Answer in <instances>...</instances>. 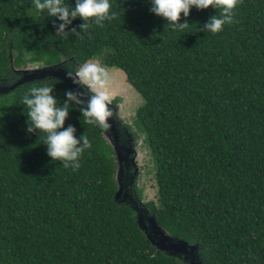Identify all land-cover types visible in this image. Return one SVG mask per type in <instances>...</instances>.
<instances>
[{"label":"trees","instance_id":"1","mask_svg":"<svg viewBox=\"0 0 264 264\" xmlns=\"http://www.w3.org/2000/svg\"><path fill=\"white\" fill-rule=\"evenodd\" d=\"M110 2L117 18L89 21L78 37L70 29L80 31L79 17L58 36L56 18L34 14L31 0H0V80L15 82L13 67L65 59L120 68L144 100L134 125L154 162L149 212L172 237L198 244L203 264H264V0H239L218 33L200 30L219 14L213 7L182 13L189 27L176 31L150 0ZM38 84L62 103L67 88L54 79L0 95V264H183L115 200L114 149L78 104L65 127L91 141L79 169L47 155L45 133L26 132L22 97Z\"/></svg>","mask_w":264,"mask_h":264},{"label":"clouds","instance_id":"2","mask_svg":"<svg viewBox=\"0 0 264 264\" xmlns=\"http://www.w3.org/2000/svg\"><path fill=\"white\" fill-rule=\"evenodd\" d=\"M238 3L239 0H150V11L165 18L173 30L183 31L189 27V22L186 19L180 22L182 13L184 17H188L192 7H213L219 10V14L210 16L200 30L218 33L226 24L234 22V10ZM31 5L34 14L38 15L46 10L48 17L56 18L53 23L58 36L69 34L66 29L78 17L83 20L79 26L80 31L75 28L70 31L81 37L88 33L91 27L89 21L103 26L105 21L111 22L118 16L110 0H75L74 6L71 0H31ZM64 70L74 84L88 88V99H83V91L66 89L63 90L62 103H59L60 99L52 85L32 86L28 94L22 97V103L28 109L26 132L38 133V136L41 132L45 133L43 143L47 145V155L53 161H62L65 167L79 169L80 157L85 149L91 147V141L85 134L77 137L75 126L69 124L65 127L70 113L69 104L81 105L82 115L92 118L89 123L107 127L108 119L112 116L111 98L106 90L111 83V74L106 66L93 59L74 67L66 65Z\"/></svg>","mask_w":264,"mask_h":264},{"label":"water","instance_id":"3","mask_svg":"<svg viewBox=\"0 0 264 264\" xmlns=\"http://www.w3.org/2000/svg\"><path fill=\"white\" fill-rule=\"evenodd\" d=\"M13 62V59H12ZM67 62H62L54 66H42L40 70L29 71L27 69L13 70L16 74H20L19 78L13 83L0 80V95L8 94L22 85L41 82L45 80H58L67 89L74 91H83V99L87 100L90 93L87 87L74 84L73 81L66 76L64 70ZM82 107L81 105H79ZM112 116L108 119V126L104 128V134L109 139V144L115 152L118 168L116 169V181L118 191L115 195V200L120 204L131 206L137 213L139 227L145 233L148 240L161 252L172 256L185 259L189 264H203L200 255V246L198 244H189L186 241L172 237L158 223L157 217L149 212L147 208L140 206V199L137 191H135L136 179L139 176L140 168L137 165L138 152L133 147V138L128 130L119 124L115 114L112 111ZM135 191L136 198L133 194Z\"/></svg>","mask_w":264,"mask_h":264},{"label":"rangeland","instance_id":"4","mask_svg":"<svg viewBox=\"0 0 264 264\" xmlns=\"http://www.w3.org/2000/svg\"><path fill=\"white\" fill-rule=\"evenodd\" d=\"M71 59H65V62ZM102 64L100 57L94 59ZM103 65V64H102ZM42 67V66H41ZM39 64H30L27 68L29 71L42 69ZM107 67V66H106ZM111 74V83L107 87V91L110 95V104L112 105V111L115 114L117 121L123 128L127 129L129 134L133 138V147L137 149L138 159L137 165L140 168V173L136 179L135 191L138 189L142 190V198L140 201V206L147 208L146 203L149 201L157 200V187L155 181V169L153 167L154 162H152V156L150 155L148 149L144 145L146 136L143 134L137 125H134L136 118V113L138 109L144 103L142 96L128 83L125 73L117 67L109 68L107 67ZM89 92V90L87 89ZM116 101L114 103L113 101ZM132 128V130L129 129ZM138 135V140L134 138V134ZM106 140L109 142L107 135H105ZM110 143V142H109ZM117 159V158H116ZM118 168V164L116 162ZM135 191L133 194L136 198ZM137 199V198H136ZM148 209V208H147ZM183 264H189L183 258L177 257Z\"/></svg>","mask_w":264,"mask_h":264}]
</instances>
